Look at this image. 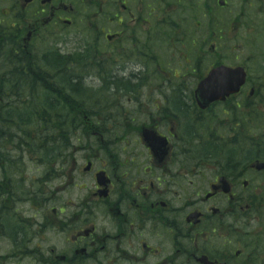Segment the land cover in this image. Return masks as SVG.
I'll return each mask as SVG.
<instances>
[{"label":"flooded vegetation","instance_id":"1","mask_svg":"<svg viewBox=\"0 0 264 264\" xmlns=\"http://www.w3.org/2000/svg\"><path fill=\"white\" fill-rule=\"evenodd\" d=\"M49 28L107 67L142 60L154 97L45 118L32 157L7 115ZM215 69L220 99L197 102ZM0 125V264H264V0H0Z\"/></svg>","mask_w":264,"mask_h":264},{"label":"trees","instance_id":"2","mask_svg":"<svg viewBox=\"0 0 264 264\" xmlns=\"http://www.w3.org/2000/svg\"><path fill=\"white\" fill-rule=\"evenodd\" d=\"M55 50L48 51L43 59V71L36 67L34 69V79L38 86V92L35 93L34 85H31L33 92L32 98L28 102L18 103L10 107L7 117H16L20 119H28L31 122H18L17 127H22L18 130L22 137L30 139L29 152L32 156H39L42 154V146L39 143L41 138L40 133L43 129V123L57 127L58 123L52 121H45V118H57L60 116H72L73 109L78 112H88L89 105L94 101V91L97 90H85L82 86V81L77 80L72 75L75 69H88L84 66L83 61H79L77 64H72V60L59 57ZM39 65V64H38ZM75 65V66H74ZM90 65V64H89ZM72 69L71 71H69ZM61 70L63 74L61 73ZM54 73V75H53ZM59 74L61 79H59ZM57 78L58 82L56 81ZM79 78L81 76L79 75ZM28 83V82H27ZM43 89L42 92L40 90ZM22 95H28L27 91L23 90ZM89 104V105H88ZM39 120V121H38ZM29 127V128H27ZM31 129V132L37 136L29 133L27 130Z\"/></svg>","mask_w":264,"mask_h":264},{"label":"rangeland","instance_id":"3","mask_svg":"<svg viewBox=\"0 0 264 264\" xmlns=\"http://www.w3.org/2000/svg\"><path fill=\"white\" fill-rule=\"evenodd\" d=\"M180 2H182L183 0H179ZM159 3H161L159 1ZM164 6L163 7H160V11H161V15H160V18L161 19H174L175 20H179L183 17V13L180 11V6H177L174 4V2L172 3L171 7L168 8L167 5L165 3H163ZM164 19V20H165ZM158 24V22H156V25ZM161 24V23H160ZM160 24H159V27H160ZM170 27V25H169ZM169 27L167 28H163L164 30L163 31H160L161 33L164 32L166 35L168 34V29ZM65 35V34H64ZM62 38H64V42L62 44V53H66V52H72L73 51V54L77 55L79 54V51L80 49H82V45H79V46H75L73 45V41L74 39H76V36L72 35V34H69V33H66L65 36H63ZM66 38L68 40H66ZM157 45H158V50L156 51V54L158 55V57H160L161 55H164L165 51H167L169 48V46H171V44L165 39L164 36L159 35V41L157 42ZM75 50V51H74ZM75 55H73V57L75 58ZM76 59V58H75ZM169 61V58L167 60V62ZM169 63V62H168ZM143 61L142 62H138V63H132L131 65H127V67L123 68L122 72L119 73V76L118 78H124L126 79L129 75V72H132V73H139L141 69H143V73H145V66L143 65ZM166 67H171V63H169L168 65H166ZM152 67L150 65H146V70L147 71H150ZM126 72V73H125ZM124 73V74H123ZM89 76V79H84L83 81L86 82V85L89 87H93L95 89H98L100 86H101V79L99 78V76H96V73L95 71L92 72L91 74L88 75ZM134 83V82H132ZM86 88V90H89L88 88ZM110 90H113V89H110ZM110 95H113L114 94V91H110L109 93ZM138 95H141L142 97H144L143 100H145L147 97H151L153 95V93H150L149 90H146V91H143V92H139ZM94 96H97L99 98L103 97L105 98L104 101H107V100H111L110 98L102 95L100 92H96L94 91ZM173 96V99L175 101L178 100L179 98V95H178V92L175 93ZM154 97V96H153ZM140 96L138 97L137 100H139ZM142 100V99H141ZM28 166H30V164L28 163L27 164ZM34 165V164H32Z\"/></svg>","mask_w":264,"mask_h":264},{"label":"water","instance_id":"4","mask_svg":"<svg viewBox=\"0 0 264 264\" xmlns=\"http://www.w3.org/2000/svg\"><path fill=\"white\" fill-rule=\"evenodd\" d=\"M219 77H220V74L217 75V76L213 75V76L209 79V82L207 83V84H213V86H214V90L217 89V85L219 84L218 81H217V80L219 79Z\"/></svg>","mask_w":264,"mask_h":264},{"label":"bare ground","instance_id":"5","mask_svg":"<svg viewBox=\"0 0 264 264\" xmlns=\"http://www.w3.org/2000/svg\"><path fill=\"white\" fill-rule=\"evenodd\" d=\"M1 126V125H0Z\"/></svg>","mask_w":264,"mask_h":264}]
</instances>
